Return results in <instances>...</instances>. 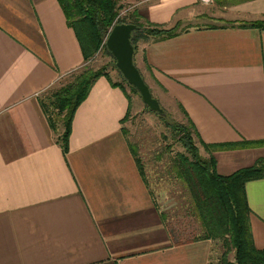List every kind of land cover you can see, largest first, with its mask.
I'll list each match as a JSON object with an SVG mask.
<instances>
[{
    "label": "crops",
    "instance_id": "0c3cea01",
    "mask_svg": "<svg viewBox=\"0 0 264 264\" xmlns=\"http://www.w3.org/2000/svg\"><path fill=\"white\" fill-rule=\"evenodd\" d=\"M117 1L155 25L192 26L135 53L160 103L184 111L207 144L264 141V29L224 24L264 18V0ZM85 64L57 0H0V264H217L224 241L197 239L199 221L194 235L156 200L125 134L130 101L105 77L76 111L64 153L42 103ZM214 157L229 176L264 146ZM246 194L264 249V179Z\"/></svg>",
    "mask_w": 264,
    "mask_h": 264
},
{
    "label": "trees",
    "instance_id": "16d2710c",
    "mask_svg": "<svg viewBox=\"0 0 264 264\" xmlns=\"http://www.w3.org/2000/svg\"><path fill=\"white\" fill-rule=\"evenodd\" d=\"M57 1L65 14L68 26L76 35L86 64L100 50H104L113 58L106 47V39L115 25L132 23L138 26V30L131 37L135 53L140 42L167 40L189 31L192 27L190 25L184 26V23L179 22L172 28H164L147 20H142L138 13L121 19L120 12L126 6L117 0ZM227 26L264 29V21ZM113 60L114 67L117 69L115 59L113 58ZM101 77H105L113 87L120 88L126 94L130 101V108L124 122L129 116L131 99L122 83L113 82L106 67H101L98 70L84 68L81 73L73 78L71 83H65L59 89L54 90L52 93L54 99L49 104L54 108L53 112L47 103H42V108L48 116L51 128L54 131H57L59 126L63 128V133L58 137V142L64 153L69 150L75 113L88 98L94 84ZM142 77L144 78L143 75ZM124 82L131 91L138 93L125 79ZM183 113L188 122L187 126L185 124H171L168 121L166 125L174 131L187 152V154L177 153L172 160L171 170L178 179L185 183L189 190L193 201V212L203 230L197 239H221L224 241L225 251L217 264H264V249H258L254 243L250 220L251 210L246 194L248 182L264 179V158L258 159L251 167L237 170L229 176H223L217 171L214 157L216 151L247 146H264V141L207 144L200 139L199 133L188 115L184 111ZM165 118L162 117V119ZM200 147L204 149L208 157L201 154ZM132 152L136 157L133 146ZM136 161L143 176L142 163L138 157H136ZM233 251L234 261H231L229 254Z\"/></svg>",
    "mask_w": 264,
    "mask_h": 264
},
{
    "label": "rangeland",
    "instance_id": "374dc122",
    "mask_svg": "<svg viewBox=\"0 0 264 264\" xmlns=\"http://www.w3.org/2000/svg\"><path fill=\"white\" fill-rule=\"evenodd\" d=\"M231 1H229L228 4H230ZM135 13V11H131V9L126 7L120 12V17L121 19L127 18L130 15L134 16ZM230 19L231 18L228 19L226 17V23L224 24L230 25L254 21H264V18H258L253 21L239 22L235 20L232 21ZM187 25V23H184V26ZM139 44L140 43L137 45V51L139 50ZM86 67L92 70H98L101 67H106L112 81L116 83H122V85L126 88L127 93L132 101L131 111L127 120L124 122L126 137L128 138L130 144L135 148L136 157H138L142 163L150 188L154 193L156 200H158L159 204L164 208L166 215L176 217V222L178 225H180L182 221H189V226L192 228H189L185 225V229L195 235L197 225L199 224L198 220L195 219L196 216L193 212V202L190 197L189 190L185 183L178 179L171 170L172 160L175 158L177 153L187 154V152L179 142L174 131L166 125V122L168 121V123L171 124H185L187 126V120L176 109H173L171 106L165 103L160 104L165 110L166 118H164L167 120L162 119L163 116L150 111L143 102L140 94L131 91L127 87L122 74L114 67L113 58H111L104 50H100V52H98L90 62L85 64L77 72L67 77L64 80V84L71 83L73 78L81 73ZM147 82L150 85L153 96L158 98L154 86L155 84L151 77H147ZM54 90H51L48 92V94H46L43 103H47V105H49L50 102L53 101L54 97L52 96V93ZM49 108L52 112L54 111L52 106L49 105ZM57 132L63 133V128L59 126ZM200 151L204 157L207 156V153L202 147H200ZM186 216L188 217L187 219L185 218ZM179 217H182V219Z\"/></svg>",
    "mask_w": 264,
    "mask_h": 264
},
{
    "label": "water",
    "instance_id": "95a60500",
    "mask_svg": "<svg viewBox=\"0 0 264 264\" xmlns=\"http://www.w3.org/2000/svg\"><path fill=\"white\" fill-rule=\"evenodd\" d=\"M138 26L132 23L115 25L106 39V47L116 62V67L129 85L134 87L150 111L165 117V110L153 96L150 87L135 64V48L131 37Z\"/></svg>",
    "mask_w": 264,
    "mask_h": 264
}]
</instances>
